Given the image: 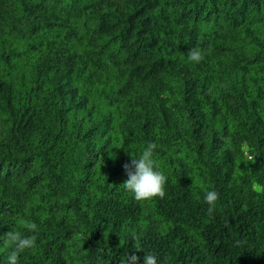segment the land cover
<instances>
[{"label": "trees", "instance_id": "obj_1", "mask_svg": "<svg viewBox=\"0 0 264 264\" xmlns=\"http://www.w3.org/2000/svg\"><path fill=\"white\" fill-rule=\"evenodd\" d=\"M0 264H264V0H0Z\"/></svg>", "mask_w": 264, "mask_h": 264}]
</instances>
